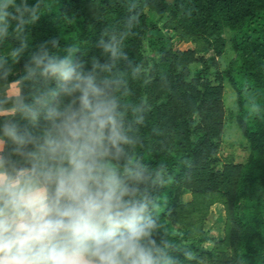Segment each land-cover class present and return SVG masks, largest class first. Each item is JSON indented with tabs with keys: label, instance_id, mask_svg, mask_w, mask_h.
I'll use <instances>...</instances> for the list:
<instances>
[{
	"label": "clouds",
	"instance_id": "clouds-1",
	"mask_svg": "<svg viewBox=\"0 0 264 264\" xmlns=\"http://www.w3.org/2000/svg\"><path fill=\"white\" fill-rule=\"evenodd\" d=\"M54 3L0 0V264H209L166 232L158 191L167 169L138 147L149 105L128 99L132 80L147 83L126 51L135 0L96 39L103 62L92 56L86 68L76 43L60 55L53 38L9 85L29 48L26 29Z\"/></svg>",
	"mask_w": 264,
	"mask_h": 264
},
{
	"label": "trees",
	"instance_id": "trees-1",
	"mask_svg": "<svg viewBox=\"0 0 264 264\" xmlns=\"http://www.w3.org/2000/svg\"><path fill=\"white\" fill-rule=\"evenodd\" d=\"M52 8L26 29L29 48L14 65L8 83L19 79L32 51L53 38L58 51L76 43L74 59L85 63L96 56L103 62L95 41L106 27L121 23L129 0H54ZM139 20L126 40V51L142 62L141 39L155 29L146 11L165 16L187 37L200 38L216 55L224 52L225 29L233 32L234 57L209 79L213 58L190 81L188 65L196 60L192 50H174L162 42L155 69H146L147 83L132 80L130 100L146 98L149 110L140 129L141 154L152 165L163 164L167 181L158 191V214L168 235L179 245L193 247L206 241L204 234L191 237L174 226L176 208L184 190L196 194L217 193L224 207V240L215 244L209 264H264V0H135ZM6 44L16 46L14 40ZM235 93L236 124L248 144L242 163L224 164L213 172L207 159L219 152L224 127L221 81ZM49 87L54 82H49ZM32 88L25 86L26 99ZM127 102V101H126ZM23 125L25 121H20ZM182 259V253H174Z\"/></svg>",
	"mask_w": 264,
	"mask_h": 264
},
{
	"label": "rangeland",
	"instance_id": "rangeland-1",
	"mask_svg": "<svg viewBox=\"0 0 264 264\" xmlns=\"http://www.w3.org/2000/svg\"><path fill=\"white\" fill-rule=\"evenodd\" d=\"M169 1V0H168ZM150 20L156 24L155 29H148L141 39V53L145 69H155L159 61V48L162 42L168 40L174 50H192L196 60L188 65V75L185 80L190 81L196 72L203 68V61L213 58L214 63L210 68L209 79L215 83L217 74L221 73L234 57L230 46L233 32L225 29L223 36L226 39V47L222 54L216 55L214 51L200 38L187 37L180 30L172 26L165 16L159 17L152 10L146 11ZM222 86V105L224 109V127L220 138L219 152L207 159L211 171L222 170L224 164L242 163L248 155V144L243 138L236 124V100L235 93L229 83L224 79ZM224 207L222 197L217 193L196 194L184 190L180 196V205L176 208L174 226L181 232L188 231L191 237H199L204 234L206 241L198 246L197 253L208 261L212 257H218L222 261H229L226 257L217 255L208 256L207 253L214 250L215 244L224 240ZM230 262V261H229Z\"/></svg>",
	"mask_w": 264,
	"mask_h": 264
},
{
	"label": "crops",
	"instance_id": "crops-1",
	"mask_svg": "<svg viewBox=\"0 0 264 264\" xmlns=\"http://www.w3.org/2000/svg\"><path fill=\"white\" fill-rule=\"evenodd\" d=\"M12 84V82L11 83H9V85H11ZM12 88L14 89L15 88V85H12ZM248 156V155H247ZM247 158V157H246Z\"/></svg>",
	"mask_w": 264,
	"mask_h": 264
}]
</instances>
